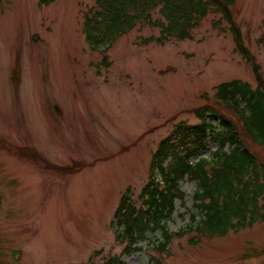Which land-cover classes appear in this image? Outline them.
Returning <instances> with one entry per match:
<instances>
[{
    "label": "rangeland",
    "instance_id": "obj_1",
    "mask_svg": "<svg viewBox=\"0 0 264 264\" xmlns=\"http://www.w3.org/2000/svg\"><path fill=\"white\" fill-rule=\"evenodd\" d=\"M234 1L235 21L264 75V0ZM96 4L0 0V264H264V221L223 237L189 230L197 186L187 177L164 250L160 231H149L131 252L118 239L115 209L128 191L139 197L160 142L179 124L200 123L194 110L216 103L221 83L241 80L256 89L257 81L220 14L210 12L192 40L141 45L160 29L139 23L95 51L83 22ZM151 13L160 17L158 9ZM206 121L222 129L218 116ZM207 141L191 161L213 157L219 145L213 135ZM26 146L59 165L96 162L60 174L19 156ZM255 149L264 158V147ZM183 230L189 232L179 236Z\"/></svg>",
    "mask_w": 264,
    "mask_h": 264
},
{
    "label": "trees",
    "instance_id": "obj_2",
    "mask_svg": "<svg viewBox=\"0 0 264 264\" xmlns=\"http://www.w3.org/2000/svg\"><path fill=\"white\" fill-rule=\"evenodd\" d=\"M51 1L40 0V3ZM234 3V0H97L96 8L84 17L86 42L97 51L102 45L104 48L112 46L139 23L159 28L161 32L158 37L144 39L141 45L192 39V31L210 12L221 14L230 26L236 51L251 65L257 81L256 89L240 80L218 85L215 105L194 110L200 123L179 124L160 142L151 161L149 181L141 194L133 199L129 191L125 193L114 214L112 226L118 229V239L128 240L129 252L140 249L136 245L149 231L162 233L164 241L158 248L164 250L173 236L168 226L176 201L185 203L186 195L179 182L186 177L197 186L193 198L196 214L192 215L193 224L189 225L191 232L209 238L223 237L264 221V180H261L264 159L251 152L245 142L248 137L264 145V75L244 43L232 12ZM157 8L161 16L154 19L151 12ZM219 26L215 23L216 28ZM212 114L221 118V130L207 123L206 116ZM212 135L219 145L213 157H201L196 163L191 161L206 147ZM226 147H231L229 152L225 151ZM19 153L39 160L47 169L73 171L47 162L35 149L26 147ZM188 232L183 230L180 235ZM113 264L123 263L115 259Z\"/></svg>",
    "mask_w": 264,
    "mask_h": 264
}]
</instances>
